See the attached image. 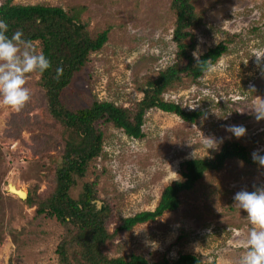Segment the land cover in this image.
Here are the masks:
<instances>
[{"label":"rangeland","instance_id":"rangeland-1","mask_svg":"<svg viewBox=\"0 0 264 264\" xmlns=\"http://www.w3.org/2000/svg\"><path fill=\"white\" fill-rule=\"evenodd\" d=\"M172 1L11 3L72 8L81 14L92 37L107 30L101 49L90 55L89 63L61 91L62 110L84 109L97 100L135 113L133 104L153 87L147 83L154 82L170 62L180 67L183 63L172 36L176 21ZM191 5L194 22L187 29L191 37L184 42H192V56L198 53L193 58L218 43L226 49L196 80L181 73L160 98L199 115L186 122L175 113L147 109L140 139L126 136L103 118L94 121L103 131L105 157L89 162L83 176L74 175L68 194L77 199L84 184L91 183L96 193L91 203L97 215L109 206L104 223L112 232L119 216L152 211L164 187L184 180L181 174L189 159L211 160L225 143L242 147L248 159L232 155L221 167L205 170L191 188L178 193L175 210L110 239L102 253L107 258L134 253L148 262H172L188 253L202 263L238 264L245 251L243 242L252 226L233 197L241 190L264 188V166L252 158L254 152L264 155V119L257 120L254 113L264 109V0H191ZM32 45L41 53L39 41ZM40 77L38 71L26 74L30 99L21 109L0 103V264H85L81 246L72 243L85 236V230H78L69 218L61 223L38 212L55 190L66 143L81 138L52 116ZM231 125H243L245 135L236 138L226 130ZM210 139L216 143L214 148H209L214 146ZM8 184L25 191L26 198L10 193ZM66 241L72 242L62 259L58 247Z\"/></svg>","mask_w":264,"mask_h":264},{"label":"trees","instance_id":"trees-1","mask_svg":"<svg viewBox=\"0 0 264 264\" xmlns=\"http://www.w3.org/2000/svg\"><path fill=\"white\" fill-rule=\"evenodd\" d=\"M172 7L176 12V21L173 29V40L176 42L177 58L183 61L180 64L169 63L159 73L154 82H148L151 89H146L143 98L131 108H124L109 101H94L91 106L76 111L62 110L60 93L66 87L73 75L90 61V55L101 49L107 39V30L92 37L86 29V23L80 20V13L73 9H63L61 6L46 4L20 5L12 4L11 0H4L0 4V18L6 20L9 25L8 35L16 30L23 33L22 39L30 42H40L42 52L51 62L50 68L40 73L41 87L47 96L50 113L58 120H63L70 125L77 136H81L76 143L71 141L65 145L63 163L56 171L55 190L51 192L44 207L38 212H46L61 223L72 222L77 224V229L85 230V236L66 241L58 247L59 254L64 259L65 249L70 242L80 245L81 259L85 264H208L202 263L195 255L183 253L177 259L168 262L162 259L157 262H148L145 258L135 255L110 257L102 255L104 246L114 236L130 231L136 224L144 223L160 216L164 211L175 210L178 207V193L189 189L207 169L221 167L223 160L232 155H238L248 159L244 149L237 144L225 143L213 159H189L184 163V172L181 174L184 180L175 181L162 189L156 207L150 211H139L130 216H119L117 225L112 232L106 229L104 220L110 215L108 205L102 209V214L97 215L94 205L91 203L96 193L91 183L83 186L77 199L68 194L69 188L74 185L73 176H83L86 165L95 162L98 158H104L103 131L95 127L94 121L103 118L110 125L121 130L126 136L140 139L143 137V116L147 109L156 107L166 112H172L180 116L186 122H192L199 113H185L177 104L164 102L160 98L161 91L180 79V74L189 75L192 80L200 77L211 64L225 51L223 43L208 48L202 55L193 58L192 42L185 43L186 38L191 37L187 29L194 22L191 0H173ZM175 54V56H176ZM62 67L63 73L57 78L56 68ZM26 202L29 201L27 196ZM118 200L116 201V207ZM105 218V219H104ZM81 225H80V224ZM77 240V241H76ZM64 264H72L66 261ZM77 264V263H76Z\"/></svg>","mask_w":264,"mask_h":264},{"label":"clouds","instance_id":"clouds-1","mask_svg":"<svg viewBox=\"0 0 264 264\" xmlns=\"http://www.w3.org/2000/svg\"><path fill=\"white\" fill-rule=\"evenodd\" d=\"M9 25L0 18V103L13 109H21L30 99L26 87V74L38 71L43 73L50 68V60L41 52L36 53L32 43L22 39L21 30L8 35ZM23 45V49H21ZM197 52H193L196 57ZM262 56H256L259 60ZM63 68L57 67V78L62 75ZM257 120L264 119V109H254ZM236 138L245 135L243 125H231L226 128ZM214 146L215 141L210 139ZM254 161L264 166V155L254 152ZM235 205L246 212V218L252 226L247 239L243 242L245 251L241 254L238 264H264V188L254 191L241 190L233 197Z\"/></svg>","mask_w":264,"mask_h":264},{"label":"bare ground","instance_id":"bare-ground-1","mask_svg":"<svg viewBox=\"0 0 264 264\" xmlns=\"http://www.w3.org/2000/svg\"><path fill=\"white\" fill-rule=\"evenodd\" d=\"M8 186H10V189H7L10 193L12 194H20V196H24L26 194L25 191H23L22 189H17L13 184H8Z\"/></svg>","mask_w":264,"mask_h":264},{"label":"water","instance_id":"water-1","mask_svg":"<svg viewBox=\"0 0 264 264\" xmlns=\"http://www.w3.org/2000/svg\"><path fill=\"white\" fill-rule=\"evenodd\" d=\"M7 189H10V186L7 185ZM19 198L21 199H25L26 198V194L24 196H20V194H16Z\"/></svg>","mask_w":264,"mask_h":264}]
</instances>
